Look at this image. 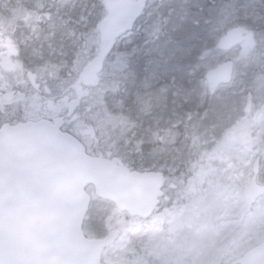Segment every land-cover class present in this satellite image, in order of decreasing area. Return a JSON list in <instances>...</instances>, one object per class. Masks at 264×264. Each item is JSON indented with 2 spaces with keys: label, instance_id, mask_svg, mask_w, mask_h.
<instances>
[{
  "label": "rangeland",
  "instance_id": "1",
  "mask_svg": "<svg viewBox=\"0 0 264 264\" xmlns=\"http://www.w3.org/2000/svg\"><path fill=\"white\" fill-rule=\"evenodd\" d=\"M168 1L151 2L134 32L123 41L131 37L139 40V35L146 33L151 27L153 30L158 24L159 10L169 8ZM187 1L191 5L185 7L174 19L173 28L181 23L204 26L209 37L207 41H219L220 49L207 60H192L196 62L192 66L180 63L182 58L178 56H170L172 60L166 57V61L154 65L153 86L156 88L151 91V87L144 85L141 80L149 93L138 92L132 95L121 92L124 95L122 101L113 102L121 96L117 95L110 99V104L113 110L119 111L129 106L133 114L140 115L142 124L146 123L147 132H143L141 128L143 140H139V132L132 135V138H136V147L140 148L149 137L152 119L156 121L158 128L151 133H166L167 129L176 128L184 122L191 109L208 101V109L204 112L206 116L201 119L202 134L193 141V145L185 147L189 150L182 149L185 153L186 171L183 176L166 181L167 189L162 206L150 220L142 222L129 219L115 208L108 213L102 212L101 218L95 219L98 228L103 230L102 237L114 229L121 232L118 241L105 251L102 258L104 264H232L264 242V197L256 203L249 215L244 218L240 216L244 206L243 191L250 182L252 164L257 157L264 161V78L260 77L257 63L251 65L238 60L240 52L248 50L249 45L251 48L256 46V42L247 38L241 47L231 48L227 42L229 35L238 28L246 29V22L236 16L234 8L226 0ZM57 5L62 7L57 10ZM40 10L44 18L42 30L40 28L35 44L33 42L30 45L39 48L37 52L34 51L33 57L40 63L45 61L42 65V83L46 94L51 97L56 93L66 92L75 85L85 66L96 57L99 40L94 36L97 26L94 28L93 25L97 19L102 20L106 16V9L101 0H28L25 5H19L13 14L17 19L35 18L37 14L34 12ZM0 22L8 24L7 21ZM83 30L89 31L86 41L75 36ZM152 35L154 39L151 42L157 41V37ZM263 40L264 37L260 42ZM124 43L129 44L128 41ZM166 50L164 46L159 47L161 54L157 50V56L164 58L162 56ZM192 50L188 53L192 54ZM43 55L44 58L41 57ZM51 57L57 63L49 67L46 61L47 58L51 60ZM231 58L236 61L233 83L206 97L208 89L201 80L202 76ZM60 70L67 72L64 78L67 80L66 87L58 86L56 90H51L49 83L61 76ZM156 73L160 78L156 77ZM102 77L103 73L99 76L100 86L97 89L82 88L84 96L91 97L86 100V105H91L93 101L101 103L105 95L114 93L116 87L103 82ZM170 78L175 85L160 86L169 82ZM123 87L125 89L127 86ZM74 95L71 92L58 104L49 101L46 96V101L39 105L30 97V121L58 115L76 100L77 95ZM52 102L53 109L50 112L48 106ZM87 112L88 110L85 111ZM77 118L79 123L76 119L71 130L76 135L80 133L95 136L92 131L86 130L88 125L80 119V114ZM210 124L214 126L210 128ZM182 140L186 141V138L183 137ZM172 141L173 139L170 141L171 146ZM168 146H162L164 151ZM164 151L154 152L150 164L153 166L149 171L162 173L163 170L157 167ZM177 152L179 154L180 149ZM263 183L264 165L259 179V184ZM97 208L100 207L96 203L93 210ZM87 230L85 228L86 237H100L89 234Z\"/></svg>",
  "mask_w": 264,
  "mask_h": 264
},
{
  "label": "water",
  "instance_id": "2",
  "mask_svg": "<svg viewBox=\"0 0 264 264\" xmlns=\"http://www.w3.org/2000/svg\"><path fill=\"white\" fill-rule=\"evenodd\" d=\"M149 1L102 0L106 16L98 27V56L85 67L78 86H98L105 62L133 32ZM229 42L241 45V32H232ZM234 72L231 62L209 70L208 89L230 85ZM64 124L65 118H56L0 129V264H103V253L118 241L120 231L86 238L89 187L95 198L132 219L149 220L160 205L163 175L131 172L120 159L90 156L78 139L62 131ZM260 162L255 160L243 191L242 218L264 197ZM232 264H264V242Z\"/></svg>",
  "mask_w": 264,
  "mask_h": 264
},
{
  "label": "trees",
  "instance_id": "3",
  "mask_svg": "<svg viewBox=\"0 0 264 264\" xmlns=\"http://www.w3.org/2000/svg\"><path fill=\"white\" fill-rule=\"evenodd\" d=\"M27 2L28 0H0V20L7 21L8 24H10L6 27H2V29L19 30L18 32L21 36V42L28 44L32 54L34 51L37 52V49L39 48L32 47L30 43L33 44L34 42L35 44L38 40L42 20H44V18H42L41 14L43 15V13H41L40 10L34 12L37 14V17L35 18L17 19L13 14L15 9L19 5H25ZM226 2L234 8L236 16L238 15L240 17L239 19L245 20L246 29L238 28L244 34L245 39H253L256 42V46L251 48L249 45L248 50L244 52L241 51L238 60L251 65L257 63L259 70L257 71L261 72L260 77L264 78V40L260 42L264 37V0H226ZM168 3L170 4L169 8H162L159 10V18H156L158 24L153 30H151V27L146 33L139 35V40L131 37L126 40L129 42L128 45H125V40L121 41L113 55L107 61L106 65L110 64L107 69L104 67L102 78L103 82L116 87L114 93H111L109 96L105 95L101 103L90 101L91 105H86V100L91 99V97L86 98L83 92L78 93V95L75 94L77 95L76 100L73 101L75 104L71 105L70 103V105L66 106V108H64L65 110L59 114L69 115V113H71V118L66 124V130L83 142L91 155L106 158L117 157L132 171L149 170L153 166L150 165L147 161L148 158L146 157L147 153H149V149L154 147L156 150L164 151L162 146L170 145V141L173 139L172 146H168L167 149L162 152V157L157 167V169L161 168L163 170L162 173L167 180H171L172 177L183 176L186 171V165L184 162L185 153L182 149L189 150L185 147L191 144L193 145V141L202 134L201 127L203 125L201 119H204L206 116L204 112L208 109V101L200 102L201 104L198 108L191 109L188 112V118L176 128L167 129L166 133L161 134L160 132L155 134L150 132L146 142H144L140 148L136 147V138H132V135H135L141 127L138 123L140 115L136 116L133 114V111L129 110V106H126V109L123 111H119L113 110L110 104V99L114 96L121 95V92L134 95L138 92L149 93V91L144 88V85L151 87V91L156 88L153 86L155 79V73H153L155 69L154 65L160 61H164L166 57L178 56V58H182L180 63L192 66L191 64L198 61L201 62L207 60L220 49L219 41H207L209 37L204 26H194L193 24L188 25L187 23H181V25H176L173 28L174 19L180 15L185 7H189L191 2L189 3L187 0H169ZM99 6H101V3ZM61 7L62 6L57 5L56 9L59 10ZM101 21L102 20L97 19L93 25L94 28L97 26L94 31L96 40L99 38L97 29ZM25 32L26 35L24 34ZM88 32V30L79 31L75 36L77 39L86 41V34H88ZM152 34L157 37V41L154 40V42H151L154 39ZM162 39L165 41H162ZM163 46L167 50L162 56L165 57L160 58L157 56V50L160 55L159 47ZM189 49H193L192 54L188 53ZM191 50L189 52H191ZM194 59H197L196 62H192ZM230 61L233 64H236V61H234L233 58H231ZM56 63L57 60L55 58L51 57V60L47 58L46 64H48L49 67ZM63 66L64 65H62V67ZM60 71L62 72L61 76L55 77L56 79L51 80L49 83L51 90H56L58 86L66 87L67 80L64 78L67 76V72L64 73L62 70ZM156 77L160 78L159 75L157 76V73ZM204 78L205 76L203 75L201 78L203 84H205ZM141 80H143L144 85L141 83ZM173 81L174 80L170 78L169 82L166 81L160 86H173L175 85ZM76 83L75 85H72V87H69L66 92L52 95V98L46 94V96L49 97L48 100L57 104L60 102L62 103L65 96L71 94V92L77 93L75 90L77 89L78 91V89H81V86L78 88ZM99 86L91 89H97ZM123 86L127 87L124 89ZM121 87H123L122 91L120 90ZM211 93L212 92L208 90V95H206V97H210ZM262 93V105L264 108V90ZM123 97L124 95H121L120 97L115 98L113 102L118 103L122 101ZM86 110H88L87 113H85ZM78 114H80V119H82V121H86L88 125L86 130L89 132L92 131L95 136L89 134L81 135L80 133L76 135L74 133L75 131L73 132L71 130V126L76 124ZM77 123H79V119ZM213 126V124L209 125L210 128ZM124 133L125 135H123ZM183 137L186 138V141L182 140ZM123 139H125V141H123ZM178 149H180L179 154V151L177 152ZM190 150H192V147H190ZM262 165H264L263 160L261 162V166ZM89 192H92V190H89ZM96 203L100 208L93 210V206ZM114 208L115 207L112 203L93 198L85 223V228L88 229L87 232L102 237L103 230L98 228L99 225L95 222V219H100L102 212L108 213Z\"/></svg>",
  "mask_w": 264,
  "mask_h": 264
},
{
  "label": "flooded vegetation",
  "instance_id": "4",
  "mask_svg": "<svg viewBox=\"0 0 264 264\" xmlns=\"http://www.w3.org/2000/svg\"><path fill=\"white\" fill-rule=\"evenodd\" d=\"M8 25L10 24L0 23V129L5 125L15 126L30 122L28 117L30 97L38 105L46 101V90L42 83L44 80L42 65L45 64V61L40 63L33 57L34 52L31 54L28 44L21 42L19 30L2 29ZM41 57L44 58V55ZM80 90L76 89L75 91L81 93ZM78 93L73 94L78 95ZM71 104L75 103L71 102ZM52 105L53 102L49 103L50 112L53 109ZM59 116L62 115L44 116L34 122L51 120ZM138 123L141 125L138 130L139 140H143L141 128L146 133L147 125L146 123L142 124L140 116ZM157 128L156 121L152 119L149 129L151 132H155ZM155 151L156 148L152 147L146 155L150 164L153 161L151 156Z\"/></svg>",
  "mask_w": 264,
  "mask_h": 264
}]
</instances>
